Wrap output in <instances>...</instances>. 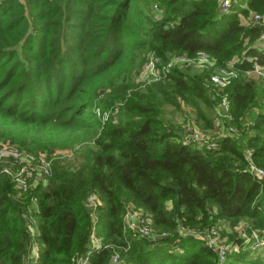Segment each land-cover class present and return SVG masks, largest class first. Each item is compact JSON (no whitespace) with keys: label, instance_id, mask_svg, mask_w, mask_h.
Instances as JSON below:
<instances>
[{"label":"trees","instance_id":"16d2710c","mask_svg":"<svg viewBox=\"0 0 264 264\" xmlns=\"http://www.w3.org/2000/svg\"><path fill=\"white\" fill-rule=\"evenodd\" d=\"M230 2L229 12L222 13L221 0H0V9L7 8V26H0V91L9 90L0 99V140L7 141L0 149L42 150L52 161L46 183L24 192L0 172V264H73L86 250L93 225L102 245L88 264H110L114 254L121 264H218L190 229L219 227V219H246L264 230V178L248 171L245 158L250 150L253 164L264 169V94L256 95L254 81L233 76L225 86L239 142L225 136L217 149L207 151L184 143L159 118L162 107L178 109L182 99L198 117H205L201 106L216 112L206 94L215 90L208 85H214L210 74H186L187 68L174 61L178 55L194 58L204 52L225 68L237 58L232 69L239 74L255 65L264 68V51L256 46L264 25L246 24L250 13L264 16V0ZM28 30L33 33L26 37ZM150 53L173 66L165 77L147 83L136 81L137 70L131 80L145 88L127 94L122 81L128 63ZM4 55L13 61L11 68H3ZM55 78H72L73 89L53 86ZM15 88L20 95L32 89L49 99L54 93L51 111L44 112L45 104L42 114L27 117L25 100L11 99ZM118 101H124L122 112L110 116L93 144H83L77 135L87 128L83 121L99 129L94 109L104 111ZM253 107L258 111L243 126ZM212 116L204 119H213L214 126ZM76 142L84 146L72 159L46 152ZM90 194L102 203L94 211L84 207ZM130 206L150 218L158 237L124 229ZM32 219L39 232L36 260L28 259ZM245 251L224 264H264Z\"/></svg>","mask_w":264,"mask_h":264},{"label":"built area","instance_id":"2783aa9c","mask_svg":"<svg viewBox=\"0 0 264 264\" xmlns=\"http://www.w3.org/2000/svg\"><path fill=\"white\" fill-rule=\"evenodd\" d=\"M230 0H221V11L222 13H228L230 8ZM249 22L259 23L262 22L264 25V20H262L261 16L258 14H253L249 18ZM261 39L264 40V35L261 36ZM176 64H188L187 62H191L196 66L202 65L203 67H208L213 65L211 59H209L204 52H198L194 56V58H189L184 55H178L174 59ZM186 62V63H185ZM159 59L153 53H150L147 57L143 65L137 72L136 81L138 83H147L151 81H157L163 77L169 71L170 67L173 66L172 62L167 63V65H162L159 70ZM235 75L234 71H224L221 70L219 73H214L210 77L211 83L218 87H225L229 84L230 78ZM230 103L227 98L223 99L220 103V110L222 112V116L229 118ZM182 128L179 130L181 132L180 139L190 145H197L201 148H204L207 151L215 150L220 146L221 139L210 140L206 135H204L201 131H199L195 124H193L190 118H187V115L184 114V119L182 120ZM217 120L215 125L217 124ZM225 136L232 135L238 138V133L233 127H227L226 130L224 128ZM251 151L245 150V158L248 162L247 169L248 171L259 178H264V169L256 167L251 160ZM10 161L8 165H2L3 162ZM51 164L52 161L45 154H37L30 155L27 153H22L15 147L10 148H2L0 149V172L8 175L11 180L16 184V187L19 191L24 192L29 188L35 189L37 185H44L48 180L51 173ZM100 206L99 198L96 194H90L86 197L84 201V207L90 211L96 210L97 207ZM35 207V200L32 205ZM166 208H172V203L168 202L166 204ZM134 211V212H132ZM132 214L135 217V226L131 228L127 224H125V218L127 215ZM30 218H32L30 216ZM94 220L96 218L94 217ZM29 221V220H28ZM28 224V233L30 236L29 239V254L28 259H36L39 256L40 247L36 240V236L39 235L37 227L35 225L34 220H30ZM137 222V224H136ZM180 222V220H179ZM182 222V220H181ZM183 226V224H181ZM180 227V232L184 233L186 229L184 227ZM130 228L131 231L139 237H147L154 238L159 235L155 232L150 218L145 215L142 211L134 210L131 206L128 208L127 213L124 216V229ZM189 231V230H188ZM192 234L191 231H189ZM221 231L216 226H212L210 228H205L202 231L196 232V236L198 237L207 248H209L217 258L218 264H224L226 259L231 253L238 252L240 249V244L242 246H246L248 244V239L243 235L241 242H236L228 246L220 237ZM257 244L254 245L253 250L256 247L264 244V234L260 233L259 236L256 237ZM240 243V244H239ZM102 245V239L98 236V233L93 225L89 236H88V244L84 253H77L74 258L73 264H88L89 257L93 250H98ZM110 264H121L118 260V255L114 254L110 261Z\"/></svg>","mask_w":264,"mask_h":264},{"label":"rangeland","instance_id":"374dc122","mask_svg":"<svg viewBox=\"0 0 264 264\" xmlns=\"http://www.w3.org/2000/svg\"><path fill=\"white\" fill-rule=\"evenodd\" d=\"M154 7V6H153ZM7 11L6 7H3L0 9V26H7V24L3 23V20L5 18V13ZM256 14V13H250L249 17H248V23L249 22V18L251 15ZM260 16L262 18H264V16H262L260 14ZM241 17V16H240ZM242 20V18H241ZM244 20V19H243ZM242 20V21H243ZM247 21V20H246ZM33 33V31L28 30L26 37ZM10 37H13L14 34L12 31H9L8 33ZM34 36V35H33ZM60 46L64 47V43L61 44ZM256 46L261 50L264 51V40L261 39L258 40L256 42ZM1 58V57H0ZM5 55L2 57L1 62L4 65L3 68H11L13 61H8V58L4 59ZM146 57L144 56H137L134 57L129 63H128V67L126 68V78L123 79L122 81V86L125 87V90L127 91V94H132V93H139L140 91H142L145 86H141L140 84H135L134 82H132L131 78L132 76L135 74V72H137V70H139L141 64H143L145 62ZM237 58L233 59L232 62H227L225 63L226 68L223 67V65H221V62H216L211 66L208 67H203L202 65H194L191 64V62H187L188 64L183 65L179 63V65L181 67H186L187 69L184 70V72L186 74H189L190 76H194L195 74H204V73H209L210 77L212 74L214 73H219V71L224 70V71H234L235 75L234 77L238 76V78L242 77L245 78L246 80H253L255 83V93L256 95L260 96L262 94H264V68L259 67L257 65H255V69L251 70V71H247L243 74H239L238 72H236L235 70L232 69V65L234 64V61ZM186 63V62H185ZM159 65H163L160 63L159 60ZM161 69V66H159V70ZM68 73H66L65 75H67ZM75 74H80L78 70H75ZM82 77H85L87 74L83 73ZM167 74H165L166 76ZM81 77V78H82ZM233 77V76H232ZM231 77V78H232ZM230 78V81H231ZM95 78L89 79L87 81H85V86H88V84L86 82H89V86H91V84H93V82L95 81ZM73 82L74 80L72 78L69 79H63V78H55L54 81L52 82V85L54 86L55 84H63L64 86H66L68 91H71L73 89ZM211 83V81H209ZM208 85L210 86V88H214V93L213 91L208 92L206 91L207 94V99L208 101L215 106L213 112H210L209 109H207L206 107L209 106H201L200 108L202 109V112L205 114V117L203 116H197L195 110L189 106L184 99H182L180 101L179 107L178 109H176L174 106L172 105H165L164 107H162V110L159 114V118L162 120L163 124L170 128L171 130H175V131H179L182 128V124H183V119H184V114L187 115V118H190L193 122V124H195V127L201 131L204 135H206L210 140H214V139H222L223 136L219 135L221 133L224 132V128L226 130L227 127H233V124L231 123V119L223 117L221 114V110H218V106L220 107V103L223 99L226 98V94H225V90L227 89L226 87H218L216 85L211 86L209 83ZM43 86H46V84L44 83ZM75 86V85H74ZM108 92L110 91V88H107ZM101 92V91H100ZM107 92V93H108ZM143 92V91H142ZM9 93V90L7 89H3L0 91V99L2 97H4L6 94ZM19 94V96L17 95ZM31 94H33L34 96H31ZM15 95V96H13ZM12 95L11 99L15 100L16 97L18 99H16V101L18 102V100H20V98H22L23 100H25V103L27 105V117L32 118L33 115H38L37 112L42 114V106L46 105V109L44 112H49L51 111L52 107H51V101L55 98V94H52L51 99H49L47 96L45 97H39L37 94L32 93V89H28L26 91H24L21 95L19 93V90L17 91V88L14 89V94ZM106 94H104L103 97H105ZM21 96V97H20ZM258 96H256L255 101L257 102L258 100H260L258 98ZM102 97V98H103ZM101 98V97H100ZM98 100V99H97ZM49 101V102H48ZM48 102V103H47ZM124 101H118L115 104H113L110 108L102 111V110H98L97 108L94 109L95 112V116L97 114V112L99 113L98 118L101 119V126L99 129H96L93 125H90L91 123L88 121H83V123L86 125L87 128H84L80 131H77V135L80 137V139H83L85 141H83V144H93L94 141H96V138H98V133L100 131H102V129L106 126L107 121H110L111 117L110 116H115L117 117L122 109V105H123ZM210 108V107H209ZM79 110H84V108L82 109L81 106H78ZM258 111V107H253L252 110L247 113L245 115V118L243 120V126H247L250 124L251 120H252V114L256 113ZM34 112V113H33ZM213 113L212 118L214 117L215 121H214V126L212 123L213 119H210V123L208 122V119H204V118H209V116H211ZM220 114V115H217ZM217 120V124L215 125V122ZM236 129V128H235ZM85 132V136L82 135V133ZM241 139V137H238V139H234L237 142H239ZM239 140V141H238ZM7 144L6 140H0V147L4 146ZM83 144L76 142L74 143L71 147H67L65 149H60L58 147H54L52 146V148H50L48 151H46L47 153L53 154L55 152H61L64 153V158L66 159H72L73 154H76L78 152V150H80L82 148V146H84ZM243 144V142H242ZM42 150H38L36 152H32V153H27L30 155H35V154H42L41 152ZM100 205H102V203L100 202ZM132 207V206H131ZM133 208V207H132ZM134 209V208H133ZM137 211H141L138 209H134ZM32 211L34 212V208H32ZM134 212V211H132ZM127 213V212H126ZM125 213V214H126ZM218 222H220V225L218 227V229L221 231L220 233V237L225 240L226 244L228 246H231V244H234L236 242H240L243 237V235L245 236V238L248 239V244L246 246H242L240 243V249L238 252H234L231 253L229 257H233L235 254H238L240 251L244 250L246 248L251 250V255L248 253L246 257L251 258V259H256L258 257H260V260L262 262H264V244H261L260 246L256 247L255 250H253V247L255 244H257L258 242L256 241V237L260 235V233L264 234V230H260V229H256L253 227L252 223L246 219H243V221H238V220H234V221H226V220H222L219 219L217 220ZM125 224H127L128 226H130L131 228H134L135 226V217L132 214H129L126 216L125 218ZM137 224V222H136ZM205 229V228H204ZM204 229H190L191 232H199L202 231ZM127 231H131L130 228L126 227ZM195 239L200 240L198 237H196ZM243 240V239H242ZM205 245V244H204ZM247 252V251H245ZM227 258V259H228ZM38 259V258H36ZM34 259V260H36ZM226 259V260H227ZM90 260V257H89Z\"/></svg>","mask_w":264,"mask_h":264},{"label":"crops","instance_id":"0c3cea01","mask_svg":"<svg viewBox=\"0 0 264 264\" xmlns=\"http://www.w3.org/2000/svg\"><path fill=\"white\" fill-rule=\"evenodd\" d=\"M261 41V40H260ZM219 135H222L223 137H225V132H223V133H221V134H219Z\"/></svg>","mask_w":264,"mask_h":264},{"label":"water","instance_id":"95a60500","mask_svg":"<svg viewBox=\"0 0 264 264\" xmlns=\"http://www.w3.org/2000/svg\"><path fill=\"white\" fill-rule=\"evenodd\" d=\"M177 135L180 136L181 135V132L180 131H177Z\"/></svg>","mask_w":264,"mask_h":264}]
</instances>
